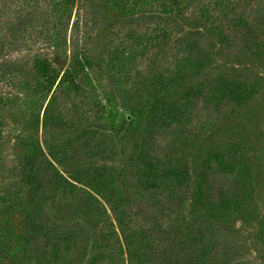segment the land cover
I'll use <instances>...</instances> for the list:
<instances>
[{
	"label": "rangeland",
	"instance_id": "obj_1",
	"mask_svg": "<svg viewBox=\"0 0 264 264\" xmlns=\"http://www.w3.org/2000/svg\"><path fill=\"white\" fill-rule=\"evenodd\" d=\"M0 68V264H264V0H0Z\"/></svg>",
	"mask_w": 264,
	"mask_h": 264
},
{
	"label": "trees",
	"instance_id": "obj_2",
	"mask_svg": "<svg viewBox=\"0 0 264 264\" xmlns=\"http://www.w3.org/2000/svg\"><path fill=\"white\" fill-rule=\"evenodd\" d=\"M17 24V23H16ZM14 28L17 30V29H19V26L18 25H15V26H13L12 28H11V32L14 30ZM33 64V67H36V66H34L35 65V62L34 63H32ZM8 67V64L6 63H4L2 66H1V68H3V69H5V68H7ZM0 68V69H1ZM2 69V70H3ZM14 73H16V72H14ZM52 74V73H51ZM65 72H63L62 73V75H61V77L59 78V81H58V83L56 84V87L54 88V90L57 88V86L59 85V82L61 81V79L63 78V77H65ZM47 79H45L44 81H46ZM71 217H72V215H70Z\"/></svg>",
	"mask_w": 264,
	"mask_h": 264
}]
</instances>
